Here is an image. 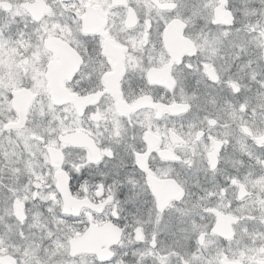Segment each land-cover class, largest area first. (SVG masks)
<instances>
[{
	"label": "snow or ice",
	"instance_id": "6c2138e0",
	"mask_svg": "<svg viewBox=\"0 0 264 264\" xmlns=\"http://www.w3.org/2000/svg\"><path fill=\"white\" fill-rule=\"evenodd\" d=\"M0 264H264V0H0Z\"/></svg>",
	"mask_w": 264,
	"mask_h": 264
}]
</instances>
